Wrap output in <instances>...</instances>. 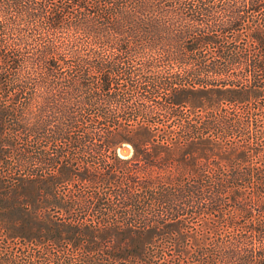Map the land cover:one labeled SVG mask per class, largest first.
Segmentation results:
<instances>
[{"label":"trees","instance_id":"trees-1","mask_svg":"<svg viewBox=\"0 0 264 264\" xmlns=\"http://www.w3.org/2000/svg\"><path fill=\"white\" fill-rule=\"evenodd\" d=\"M0 264H264V0H0Z\"/></svg>","mask_w":264,"mask_h":264},{"label":"rangeland","instance_id":"rangeland-1","mask_svg":"<svg viewBox=\"0 0 264 264\" xmlns=\"http://www.w3.org/2000/svg\"><path fill=\"white\" fill-rule=\"evenodd\" d=\"M120 152L123 154V155H129V154H131V149L129 150V149H127V148H121V150H120Z\"/></svg>","mask_w":264,"mask_h":264}]
</instances>
